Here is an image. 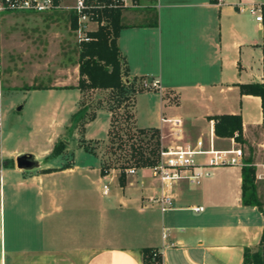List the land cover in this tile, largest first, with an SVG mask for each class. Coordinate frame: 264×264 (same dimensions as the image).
I'll return each instance as SVG.
<instances>
[{
  "label": "crops",
  "instance_id": "crops-1",
  "mask_svg": "<svg viewBox=\"0 0 264 264\" xmlns=\"http://www.w3.org/2000/svg\"><path fill=\"white\" fill-rule=\"evenodd\" d=\"M141 3L121 11L117 45L127 76L157 81L160 88L135 94L134 126L166 134L169 124L162 118L177 117L183 139L207 143L212 131L215 146L229 148L232 137L216 136L211 117L239 114L245 143L235 141L252 153L255 172L264 173L261 99L239 88L263 81V26L238 9L264 0ZM154 14L157 23L150 25ZM75 70L73 78L35 87L53 100L35 124V134L44 132L43 145L0 146V264H143V248L161 250V264H242L245 248L258 249L264 241V178L255 179L261 206L244 205L241 166L204 168L198 184L161 183L149 168H138L120 186L113 169L97 173V155L80 152L79 127L65 136L70 152L47 157L82 106ZM109 123L110 112L96 109L82 137L101 141ZM22 154L32 156L31 168L16 165ZM161 194L172 196L170 209L161 211L149 200Z\"/></svg>",
  "mask_w": 264,
  "mask_h": 264
},
{
  "label": "rangeland",
  "instance_id": "rangeland-1",
  "mask_svg": "<svg viewBox=\"0 0 264 264\" xmlns=\"http://www.w3.org/2000/svg\"><path fill=\"white\" fill-rule=\"evenodd\" d=\"M0 34L4 78L0 146L6 150L16 147L34 150L43 145V135L39 134L40 131L43 132L42 129L35 134L36 121L40 122V116L51 109L49 104L53 101L45 91L35 87H41L53 80L73 78L78 63V44L71 31L68 15L59 12L5 11L0 17ZM83 96L82 105L88 106L87 115L101 107L110 112V119L112 113L113 117L116 116L117 121L114 125L117 123L121 125L120 133L126 145L117 147V140H111L108 132L101 141H88L82 137L83 127L78 126L80 132L78 143L84 149L80 152H90L100 158L99 171H97L99 175H101L103 164L114 166L113 173L118 179L120 169L116 166L125 163L129 143H141L142 146H146L145 139H142L140 135L127 140L125 133L128 129L133 132L134 125L131 120L126 119L125 113L132 110V104L127 101L120 108L111 111L108 91L85 90ZM18 107H20L19 110H17ZM70 124L71 122L66 126L64 133L57 138V140L64 138L66 142L62 153L71 151L66 149V137ZM170 140L171 136L166 131L160 144H171ZM72 144L73 141L69 143V146ZM241 147L246 153V158L252 159V153L249 152L248 147L243 145ZM261 197H264V185Z\"/></svg>",
  "mask_w": 264,
  "mask_h": 264
},
{
  "label": "trees",
  "instance_id": "trees-1",
  "mask_svg": "<svg viewBox=\"0 0 264 264\" xmlns=\"http://www.w3.org/2000/svg\"><path fill=\"white\" fill-rule=\"evenodd\" d=\"M264 11V10H263ZM110 25L99 28L92 33L93 39L89 42L78 44V81L75 86L80 91L85 90H104L108 91V100L111 102L110 110L120 108L124 102H130L132 109L134 105V96L142 89L138 87V82L142 78H129L127 76L126 68L123 66L122 56L117 45V37L120 29L123 27L120 23L121 11L115 10L110 16ZM157 16L153 15V22L150 25H156ZM264 23V21H263ZM263 81L261 83H245L239 85L240 91L243 94L257 95L261 99L262 108V122L264 124V25H263ZM88 106L82 105L70 118V126L68 127V136L78 126L83 125L92 120L95 112L87 115ZM110 128L108 135L110 139L117 140V147L126 145L122 134V127L119 123L114 125L116 116L111 114ZM125 117L132 121L133 113L126 111ZM214 120L213 131L218 137H234V139L241 144L245 143L242 137V121L239 114H221L212 116ZM125 133L127 140L133 139L137 136H142L145 139L146 146L142 144L129 143L128 153L125 155V163L116 166L120 169L118 176V183L120 186L125 184L124 168L129 165H135L137 168H146L154 165L158 159V151L160 146L159 130L156 128H136L133 126ZM141 139V141H142ZM64 138L58 139L49 155L47 157H56L65 149ZM245 165L241 167V199L244 205H251L260 207L261 203L258 200L255 184V167L250 157L245 158ZM114 166L110 164H103L101 167V175H105L109 169ZM154 248H143L142 262L143 264H155L151 260L152 250ZM159 261V258H158ZM242 264H262L258 249L252 251L249 248L244 249Z\"/></svg>",
  "mask_w": 264,
  "mask_h": 264
},
{
  "label": "built area",
  "instance_id": "built-area-1",
  "mask_svg": "<svg viewBox=\"0 0 264 264\" xmlns=\"http://www.w3.org/2000/svg\"><path fill=\"white\" fill-rule=\"evenodd\" d=\"M142 0H0V17L5 11H31L36 13H66L69 18L70 28L76 42L84 43L93 39L92 33L99 28L110 25L111 13L115 10L137 8L143 6ZM154 6L157 7L158 0ZM240 11H247L254 15L255 20L264 25V3L250 6L238 5ZM2 44L0 34V131L2 128V99L3 68H2ZM141 89H159L157 81L141 79L138 82ZM163 122L169 124L168 134L171 136V144H160L158 159L149 168L154 179L161 183H175L185 180L189 183L198 184L202 175V169L217 166H243L244 152L240 143L231 138L229 148H218L214 144L213 132L211 131L207 143L202 139L194 142L183 139V122L177 117H164ZM213 123L214 125V121ZM165 134L159 131V141L162 142ZM202 157L200 160L199 158ZM264 167V164H262ZM113 169V168H112ZM138 168L129 165L124 168L125 175H132ZM111 169L105 174L107 175ZM263 179L264 173H256L255 179ZM108 183L102 186V193L107 194ZM161 211L172 207L173 200L169 194H161L158 197L149 198ZM194 211L202 210V206H194ZM258 251L261 263L264 264V241L259 244ZM151 260L155 264H161V250H152ZM159 258V261H158Z\"/></svg>",
  "mask_w": 264,
  "mask_h": 264
},
{
  "label": "water",
  "instance_id": "water-1",
  "mask_svg": "<svg viewBox=\"0 0 264 264\" xmlns=\"http://www.w3.org/2000/svg\"><path fill=\"white\" fill-rule=\"evenodd\" d=\"M19 109H20V107L17 108V110H19ZM16 165L19 168H23V169L31 168L34 165V162L32 160V156L30 154L19 155L16 158Z\"/></svg>",
  "mask_w": 264,
  "mask_h": 264
}]
</instances>
